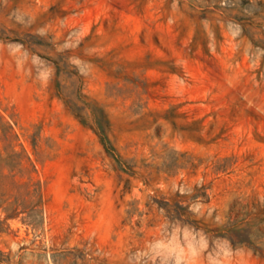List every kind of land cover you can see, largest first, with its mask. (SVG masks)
Masks as SVG:
<instances>
[{"label": "rangeland", "instance_id": "1", "mask_svg": "<svg viewBox=\"0 0 264 264\" xmlns=\"http://www.w3.org/2000/svg\"><path fill=\"white\" fill-rule=\"evenodd\" d=\"M0 264H264V0H0Z\"/></svg>", "mask_w": 264, "mask_h": 264}]
</instances>
